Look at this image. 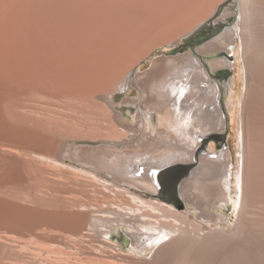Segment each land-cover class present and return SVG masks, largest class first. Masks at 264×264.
<instances>
[{"label": "bare ground", "instance_id": "6f19581e", "mask_svg": "<svg viewBox=\"0 0 264 264\" xmlns=\"http://www.w3.org/2000/svg\"><path fill=\"white\" fill-rule=\"evenodd\" d=\"M57 1L36 0L31 6L22 1L0 2V190L12 181H27L23 165L53 164L61 173L67 169L97 180V203L87 207H96L94 220L105 227L98 232L105 244L96 247L97 254L112 264H264V0H146L152 19L207 11L209 16L189 33L206 23L219 32L194 50L164 64L154 63L141 74L134 71L144 54L133 62L121 61L122 52L128 50L129 36L126 39L124 34H118L124 44L117 41L119 47L99 54L94 48L82 56L84 48L77 51L64 45L69 33L64 34L60 18H72L78 9ZM55 7L63 11L57 15V10L52 11ZM238 42L244 93L237 106L232 100L234 80L225 86L228 108L239 106L236 148L215 151L210 146L202 153L204 142L226 127L221 86L213 78L218 71L235 66L228 54ZM125 86L137 90L138 98H123L126 107L118 109L114 93ZM31 90L62 100L99 102L102 114L95 128L111 141L112 149H97L96 157L91 151L68 156L80 168L63 164L67 141L33 127L62 119L49 113L39 116L36 110L19 112L15 105L11 108L13 96ZM124 109L136 111L133 122L122 118ZM15 118L21 122L14 123ZM133 144L137 148L127 150ZM88 166L92 172L97 170V176L85 170ZM179 167L188 172L174 188L185 211L157 200L162 177L168 172L163 181L172 188V172ZM3 205L0 264H70L62 230L68 226L78 233L88 222L85 215L59 213L46 220L51 217L46 213Z\"/></svg>", "mask_w": 264, "mask_h": 264}, {"label": "rangeland", "instance_id": "374dc122", "mask_svg": "<svg viewBox=\"0 0 264 264\" xmlns=\"http://www.w3.org/2000/svg\"><path fill=\"white\" fill-rule=\"evenodd\" d=\"M19 1H22L25 5L27 4V5L31 6V2L36 1V0H0V2H7V3H14V4H17V2H19ZM53 1L55 2V0H53ZM58 1H63L70 6H75V8H77L79 10V12H78V10H75V12H73V15L75 18L73 16H72V18L65 16V19H63V16H62V18L59 17L60 20L63 21V29H62L63 32L67 31V33H64V34L68 35V33H69L70 36L74 35L73 37H70L71 40L69 39V35H68L66 38L68 41L64 45L67 44L66 46L71 47V48L75 47L77 51L84 48L80 52V55H82V56H84V54L86 53L85 51L89 52V51H92L94 48L95 49L93 51L97 50V52H98L97 54H99L101 52L103 53V51L106 50L107 48L109 49L111 47H115V45H116V47H119L117 41L121 40L124 44L123 37H125L127 39V37L129 36L127 39L128 42L126 41L127 42L126 43V45H127L126 49H128V50H126L125 52H122L126 55L123 54V56H125V57L122 56L123 58L121 57V61L127 62V61H130L131 59L139 58V57H141V55L143 57V54H144L145 58L141 57L143 59L142 60L143 62L134 71V73H137V74H141V73L149 71L154 63L164 64L167 61V59H170V58L173 59V58H175V56H177L179 54L184 55L187 52H189L188 50H186V51H183L181 53H177V54L172 55V56H163V55L159 54L160 51L167 49L165 47L168 46V44L169 45H176L179 42V40H181V38L186 36L194 27L197 26L198 23H200L199 20L203 21L209 16V12L205 11L203 13L198 12V13H196L194 15H190V16L189 15H183L185 17L180 16V17H177V19H176V17L175 18L160 19V20L152 19L148 15V7H147L146 0H68V1L67 0H58ZM81 4L84 8L80 6ZM56 5L60 6V4H56ZM145 7H146V12H145ZM52 11H56L55 14H57V12H58L57 15H59L63 10H59L60 11L59 12L58 8L55 7V8H52ZM80 12H82V13H80ZM81 14H83V16ZM76 15H78V16H76ZM119 18H121V19H119ZM160 21H161V23H160ZM236 21H237V18L235 20L233 19V21L231 22V25H234L236 23ZM152 22H153V24H150ZM137 25H139V26H137ZM182 30H185V31L182 32ZM72 32H74V33H72ZM184 33H185V35H184ZM118 34H121L122 36L124 34V36L122 37ZM127 34H129V35H127ZM133 34L136 35V38ZM97 36H99V37H97ZM141 38H142V40H141ZM168 39L170 40V42ZM73 40L75 41V43L72 42ZM107 41H108V43H106ZM130 43H132V44H130ZM121 46H123V45H121ZM132 46H134V48ZM236 46H237V49H236ZM237 52H239V42L237 43V45H235L233 48H231V51L228 54L229 55V61L231 63H233L235 66L233 68H230V70L226 69V70L218 71L215 74V78H213V80L221 86L222 106H223L224 112L227 116V122H226V127H225L223 132L217 133V134L211 136L209 139H207L204 142L203 147L201 149L202 153L208 151L210 146H213L215 151H217L219 149H224V148L229 146L230 149L234 152V150L236 148V134L238 133V128H239V125H238V122H239V106H238V108H234L233 106H231V108H228L227 99L225 97L226 96L225 86H226V84H228L229 80H231V79L234 80L235 83L232 86V93H233L232 100L233 101L236 100V106H237V101L239 99L241 100L243 98V93H244V84H243V79H242L243 71L240 67V59H239V55L237 54ZM137 56H139V57H137ZM133 61H135V60H131V62H133ZM222 82H223V84H222ZM24 93L22 94V92H20L19 95H15V97L13 96V99L11 100V103L12 102L13 103L12 104L10 103L11 108H13L15 105V108H13V109L14 110L16 109L19 112H24L27 114V112L31 113L32 111L36 110L37 112H40V113H38L39 116L41 115V113H49V114H54V115H56L62 119L61 122H55V123L46 124V125H38L37 127L33 126V124H31V123L30 124L27 123V124L31 128H33V127L36 128V130L41 134H47L48 133V135L55 136L58 138H63L67 141L66 146L64 148L65 151H63L64 153L62 152V154H63L62 156L66 159V160L64 159L63 164L65 163V165H70L73 167L80 168L79 162H75L73 160H72L73 161L72 162L71 159L68 158V156L70 157V155L73 154L74 156L73 155H71V156H72V158H75V155H77V154L80 156H83L86 152L89 153L91 151L92 153L90 152L89 154L92 156V154L95 153V154H93V157H96L97 156V149L98 150L105 149V148L106 149H109V148L112 149L108 145L111 141H109L108 139H106V137H104L105 134L103 135V134L97 132V128H98L97 119L101 117L102 111L99 109V107H98L99 102H97L96 100L92 99V100H89V101L86 100L83 102H79L76 100L74 102V100L73 101L72 100H64V99L62 100L60 98H56V97H53L51 95H47L46 93L41 94V95L34 94V92L32 90H31V92L28 91L26 94H24ZM114 95L117 96V100H115V107H118V109H123L126 107V105L122 104L123 98L128 97L130 99H137L138 98V91L135 90L134 88L125 86V89L122 88V89L118 90L117 92L114 93ZM61 100H62V102H61ZM65 102L67 104L68 103H70V104L67 105ZM90 102H92V103H90ZM86 103H88V104H86ZM72 109H73V111H72ZM91 110H92V112H91ZM70 111H72V112H70ZM88 112L91 114H89ZM123 113H124V115H123ZM76 114L78 115V117ZM121 114H122V118L125 121L131 123V122H133V119L136 115V111L131 112L127 109L126 110L124 109L123 111H121ZM90 118H92V119H90ZM19 122H21V121L18 120L17 118H15L14 123L18 124ZM68 122H70V123H68ZM88 123H90V124H88ZM96 126H97V128H95ZM37 128H41V129L39 130ZM88 132H90V133H88ZM86 133H88V134H86ZM135 148H137L136 144H133L132 147L127 149V150L130 151L131 149H135ZM80 159L82 160V157ZM49 165H48L49 167L43 166L42 168L41 167L36 168L33 165H27V166L23 165L22 166L23 167L22 172L25 175V177L27 178V181L26 182L12 181L9 184H7L4 189H2L3 191L0 190V206H2L4 204L3 207H5V209L12 207V209L17 208L18 210H23V211L30 210V211L42 212V213H46L47 215H50V216L56 215L59 213L60 214H64V213L65 214H71L73 212L79 213L81 215H85L88 218V222H85L86 226H84L85 223H84V225H81V227L82 226L84 227L82 230L79 227L80 230L78 231V233L73 234L72 229L68 226L67 227L65 226V228H63V230H62L63 235H67L64 237L65 238L67 237L65 239L66 240V248L69 247L68 248L69 250L66 249V250H68L67 253L69 254V257H68V260H70L69 263L75 264V262H76V264H81V263H83V264H112L113 262H111V260L109 261V259L107 260L104 256L97 254V251H96L97 248H100L101 245L105 244V242L102 239L103 236L100 233L98 234V232H100L105 227L101 223L96 222L94 220L93 215L96 213V207L94 205L91 207H87L88 204H90V202L91 203L94 202V204L97 203V187H98L97 180L91 179V181H90V178L87 177L86 175H83L80 173L77 175V173H75V172H73V174H72L71 173L72 171H70V173H69V171L67 169H65V171H62V173H63V175H62L61 170H59V169L57 170L56 166H54L53 164H49ZM81 165H83V163H81ZM86 166L87 165H85V167ZM44 168L47 169V171L44 170ZM41 169H43V171H40ZM85 170L92 172V170L90 171L89 166ZM33 172H35V173H33ZM45 172H46V174H45ZM64 172H66V173H64ZM28 173L30 174V176ZM92 173L97 176V170H96V172L93 171ZM42 174H44V175H42ZM28 176L31 177V179ZM53 177L54 178L56 177L57 179L56 178L54 179ZM78 177H80V178H78ZM100 177L106 180V178H104L102 175H100ZM58 178H60V179H58ZM43 180H45V181H43ZM50 180H51V184L49 183ZM35 183H37V184H35ZM71 183H73L74 185ZM25 184H26V186H25ZM89 184L91 186H89ZM18 187H20V188H18ZM28 187L32 188V189H28ZM16 190H18V191H16ZM34 190H36V191L34 192ZM31 192H33V193L31 194ZM34 193H36V195ZM37 193L38 194L41 193V194L38 195ZM6 195H8V196H6ZM157 196H158V194H157ZM74 200H76V201H74ZM157 200H160V199H157ZM70 201H72V202H70ZM180 201H181L182 205L176 206L172 203H168V202L162 200V202L170 204L178 210L185 211L186 205L182 202L181 199H180ZM66 203H68V204H66ZM73 204H77L78 206L72 207L71 205H73ZM83 206H86V207H83ZM3 207H1V208H3ZM61 211H62V213H61ZM52 217L53 216H51L49 218V216H48V217H46V220L47 219L51 220V219H53ZM89 221L92 223H90ZM232 221H234V220L231 219V222ZM88 224H89V226H88ZM99 224H101V225H99ZM69 230H71V231H69ZM86 231H87V233H86ZM83 232H85V233H83ZM71 234H73V235H71ZM77 235H78L79 239H78ZM83 236L85 237L84 239L86 241L83 239ZM69 239H71V240H69ZM71 243H73V244H71ZM76 245H78V246H76ZM75 255H76V257H71V256H75ZM79 258H81V259H79ZM75 259H76V261H75ZM100 259L102 262L100 261ZM105 260H107V261H105ZM73 261H75V262H73ZM99 261H100V263H99ZM37 263L39 264V262H37Z\"/></svg>", "mask_w": 264, "mask_h": 264}, {"label": "water", "instance_id": "95a60500", "mask_svg": "<svg viewBox=\"0 0 264 264\" xmlns=\"http://www.w3.org/2000/svg\"><path fill=\"white\" fill-rule=\"evenodd\" d=\"M219 32V28H213L211 23H206L201 26H199L197 29L193 30L191 33L187 34L176 45H171L166 47V50H162L159 52L160 55L163 56H172L177 53H181L183 51H192L199 45H201L203 42H205L207 39L212 37L213 35L217 34ZM172 170V169H170ZM176 173L174 174L172 172L173 177V187L170 188L166 186V182L163 181V178L167 175L168 172L164 174V176L161 179V185H159L158 190V198L160 200L166 201L168 203H172L174 205H182L177 189L175 190L179 184V182L186 176L188 173L187 171L181 170V167L178 169H175ZM170 173V172H169Z\"/></svg>", "mask_w": 264, "mask_h": 264}]
</instances>
